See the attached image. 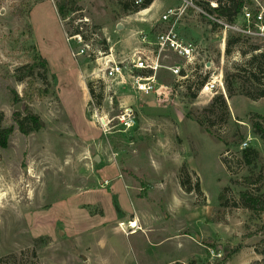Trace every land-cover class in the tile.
<instances>
[{
  "label": "rangeland",
  "instance_id": "rangeland-1",
  "mask_svg": "<svg viewBox=\"0 0 264 264\" xmlns=\"http://www.w3.org/2000/svg\"><path fill=\"white\" fill-rule=\"evenodd\" d=\"M134 1L82 0L68 23L54 0H0V111L3 125L14 127L0 148V264H264V214L239 198L244 191L264 197V142L252 127L264 126L256 117L264 116V98L245 95H257L264 83V62H250L264 51V36L208 28L201 11L217 0H158V17L133 16L125 5ZM247 1L254 9L256 0ZM170 8L180 17L177 29L201 25L199 61L222 74L225 92L197 93L199 75L174 87L168 100H141L105 83L96 105L88 84L98 52L129 55L139 37L130 32L151 19V30L167 29L174 19L160 17ZM229 24L243 28L241 14ZM76 27L82 44L66 39ZM82 47L74 59L71 51ZM37 55L47 63L46 82L42 69L17 80ZM166 63L181 60L170 54ZM226 78L234 83L231 96ZM173 80L160 74L163 84ZM219 95L226 111L211 106ZM127 106L134 124L123 129L117 117ZM24 107L41 124L26 135L14 120ZM247 147L258 151L249 163Z\"/></svg>",
  "mask_w": 264,
  "mask_h": 264
},
{
  "label": "built area",
  "instance_id": "built-area-1",
  "mask_svg": "<svg viewBox=\"0 0 264 264\" xmlns=\"http://www.w3.org/2000/svg\"><path fill=\"white\" fill-rule=\"evenodd\" d=\"M141 1L135 0L134 2L140 4ZM185 1L187 3V0ZM208 3L211 6L208 11L217 8V2L208 1ZM208 11H201V14L209 19L210 27L217 25L223 30L237 29L245 34L264 36V5H261L257 0L254 9H249L247 6L243 8L241 13L243 28L241 29L234 24H229L223 18L209 14ZM177 15L175 9H168L160 19L163 23L174 19L173 22L167 29L156 32L154 36L150 33L139 32L138 42L140 45L132 49V52L127 56L116 59L111 48H108V51H106L107 49L99 51L95 59L96 67L90 74L89 83L92 84V87L95 89L96 85L101 84L103 87V84L108 83L112 86L125 88L141 100H151L152 98L168 100L175 95L174 87H181L183 83L190 82L191 79L199 75L202 78L196 89L197 93L210 96L224 93L222 74L211 71L213 70L209 67L211 64L199 61V57L202 55L198 42L194 39L184 38L175 29L176 22L180 17L173 16ZM66 39L78 44L83 43L80 34H68ZM84 53L85 49L82 47L76 52L71 51V56L76 59ZM170 54L179 58L181 63H166ZM164 72L173 77L174 85L163 84L160 81V74ZM117 118L119 126L123 129H128L134 124V113L130 106L125 107L123 114ZM99 120L102 127L107 125L103 118H99Z\"/></svg>",
  "mask_w": 264,
  "mask_h": 264
},
{
  "label": "trees",
  "instance_id": "trees-1",
  "mask_svg": "<svg viewBox=\"0 0 264 264\" xmlns=\"http://www.w3.org/2000/svg\"><path fill=\"white\" fill-rule=\"evenodd\" d=\"M82 0H54V5L57 11V14L61 20L68 19V23L70 15L80 11L81 7L79 6V2ZM154 0H142L140 4H133V7L130 8L129 5H125V10H131V12H138L140 10H143L145 8H148L151 3ZM217 8L210 9L208 12L211 15H216V17L223 18L228 23H232L241 13L243 8L246 6L247 0H217ZM212 29L217 27V25H211ZM73 34H81L80 30L76 27V29L73 31ZM238 41V39L230 40L227 42V48L225 49V52H229V46L232 43H235ZM254 60H258L260 62H264V51H260L259 53H256L252 56L250 59V62H253ZM47 63L45 59L37 55L33 57L32 61L28 64L23 65L19 69V73L17 74V80L23 81L26 78L31 77L37 69H42V73H39L40 78L43 80V82H46V69ZM252 80L254 82H259V78L257 77V73L255 70L251 71ZM226 82V88L229 93V96L232 95L234 90V83L232 81H229L227 78L225 79ZM27 84H32L31 79L27 80ZM236 84V83H235ZM259 88V91L257 95L251 96L248 93H245V95L249 96L252 100H256L258 98H264V83H259L257 86ZM45 93H48L46 89H44ZM88 92L90 95V98L94 100V103L96 105L100 104V101L102 99L103 95V87L100 84L98 86V91L96 92L95 89L92 87V84H88ZM18 96L15 95L14 100H17ZM217 105L221 110H227L226 104L224 99L221 97V95L214 98L212 105ZM24 113H14V120L17 124L18 130L26 135L32 131H35L40 127V122L38 116L32 114L28 111L27 107H24ZM256 117L262 121H264V116L256 115ZM3 119L4 115L2 111H0V148H6L8 144V140L13 132V126L12 125H3ZM199 124L203 125L202 121H198ZM252 127L254 129L255 134L259 137V139L264 142V126H262V123L260 122H253ZM242 156L243 158L249 163L251 160L256 159L258 157V151L252 147H247L242 150ZM246 181H250V179H246ZM181 186L184 188L183 181H180ZM187 192H190L189 189H187ZM195 190L200 192L198 182L195 184ZM219 200H223L222 193L218 196ZM240 201L241 205L244 208L249 209L255 214H264V197L257 195L255 193L251 192H241L240 193Z\"/></svg>",
  "mask_w": 264,
  "mask_h": 264
},
{
  "label": "crops",
  "instance_id": "crops-1",
  "mask_svg": "<svg viewBox=\"0 0 264 264\" xmlns=\"http://www.w3.org/2000/svg\"><path fill=\"white\" fill-rule=\"evenodd\" d=\"M162 2H158V0H154L152 3H151V5L148 7V8H145V9H143V10H140V11H138V12H134L133 13V16H136V17H144V16H147V17H158V10L162 7ZM165 12H163L162 14H161V16L164 14ZM148 14V15H147ZM187 17H188V15H187ZM190 17V16H189ZM185 21H187V22H189L188 21V19L187 20H184V22ZM187 24V25H186ZM185 24V26L186 27H179L178 29L176 28V25H175V29L184 37V38H186V39H194V40H196V38H198V37H200V39L199 40H197V41H199L198 42V44H199V46H200V48H202V46H204L205 44H202V41H204V37H203V33H202V30H201V25H198V24H196V26H192L191 24H190V22L189 23H186ZM190 24V25H189ZM138 26H139V28H138ZM137 26V28L135 29V30H133V31H131L130 33H132L133 34V32L135 33L136 32V34H138L139 32H144V30L145 29H147L148 31H147V33H150V35H154L156 32L155 31H153V30H157V26L156 27H154L155 26V24H154V19L152 20H150V21H148V23L147 24H145V25H138ZM143 28H142V27ZM179 26V25H178ZM141 27V28H140ZM145 27V28H144ZM208 28H210L211 29V27L210 26H207ZM125 28V27H124ZM153 28V30H151ZM161 31V30H160ZM159 32V31H158ZM139 38V37H138ZM138 38H137V41L135 40H133V42H132V44H131V50L132 49H134L135 47H138V45H140V43L138 42ZM202 44V45H201ZM201 54H202V57H203V53L201 52ZM120 57V56H119ZM208 65V64H207Z\"/></svg>",
  "mask_w": 264,
  "mask_h": 264
},
{
  "label": "water",
  "instance_id": "water-1",
  "mask_svg": "<svg viewBox=\"0 0 264 264\" xmlns=\"http://www.w3.org/2000/svg\"><path fill=\"white\" fill-rule=\"evenodd\" d=\"M208 66H209V64H208ZM21 103H19V104H17L15 107H14V111L17 109V110H20V107H21Z\"/></svg>",
  "mask_w": 264,
  "mask_h": 264
},
{
  "label": "bare ground",
  "instance_id": "bare-ground-1",
  "mask_svg": "<svg viewBox=\"0 0 264 264\" xmlns=\"http://www.w3.org/2000/svg\"><path fill=\"white\" fill-rule=\"evenodd\" d=\"M132 228L136 227L137 226V223H134V224H131L130 225ZM139 228V227H138Z\"/></svg>",
  "mask_w": 264,
  "mask_h": 264
}]
</instances>
